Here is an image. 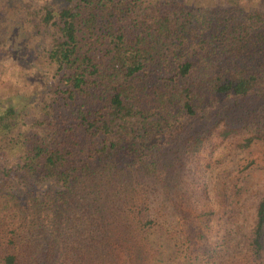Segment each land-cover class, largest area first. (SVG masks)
<instances>
[{
  "label": "trees",
  "instance_id": "1",
  "mask_svg": "<svg viewBox=\"0 0 264 264\" xmlns=\"http://www.w3.org/2000/svg\"><path fill=\"white\" fill-rule=\"evenodd\" d=\"M0 4V47L24 24L48 38L42 51L53 70L52 92L34 114L15 104L0 113V201L22 187L0 208V264L146 261L149 232L166 214L158 198L176 189L181 201L169 164L204 142L190 123L209 121L227 99L264 100V11L186 0ZM186 197L183 209L169 203L171 214L214 256L212 206ZM237 264H264V196Z\"/></svg>",
  "mask_w": 264,
  "mask_h": 264
},
{
  "label": "rangeland",
  "instance_id": "2",
  "mask_svg": "<svg viewBox=\"0 0 264 264\" xmlns=\"http://www.w3.org/2000/svg\"><path fill=\"white\" fill-rule=\"evenodd\" d=\"M19 1L6 0V9L8 5L14 7ZM24 1L38 5L46 0ZM186 1L198 7L220 6L232 7L237 11H264V0ZM15 33L16 40L9 39L11 42L0 47V113L15 104L22 113L34 114L37 104L52 92L53 70L46 63L42 51L48 38L44 39L43 36L40 41L34 34L24 31V24L20 30L13 31V36ZM262 96L257 94L251 101H241L240 106H234L232 100L227 99L229 101L218 104L209 121L198 119L190 123L197 125L194 129L198 133L193 135L204 138V142L197 153L185 152L187 148H184L180 159L169 164L170 173L167 171V174L172 177V185L178 184L177 192L181 201L176 200V189H172L174 193L168 198H158L157 202L166 212L160 218L164 223L153 225L148 237L150 246L147 249L143 247L147 259L140 260V264H237L242 259L247 252L257 205L264 196ZM249 101L254 108L249 105ZM226 125L241 131L224 138L221 131ZM248 137H255L254 142L249 148L242 147L241 143ZM128 180L129 183L137 181L130 177ZM19 186L15 184V189H9L1 198V209L14 205L18 199L15 195H19L22 188ZM139 186L135 185L134 192ZM186 194L192 196L190 200L198 207L204 205L199 200H206L212 206L213 227L218 232L214 256L212 246L209 255L203 256L207 251L206 246L202 244L196 230L191 224L183 228L180 216L171 214L169 203L175 199L176 204L181 202L183 209V203H189ZM117 262L114 263L126 264L123 259Z\"/></svg>",
  "mask_w": 264,
  "mask_h": 264
}]
</instances>
